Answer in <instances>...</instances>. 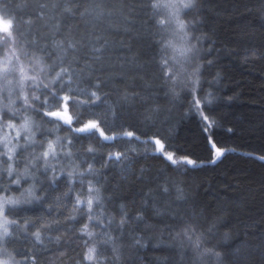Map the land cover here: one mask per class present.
<instances>
[{
  "label": "snow or ice",
  "instance_id": "6c2138e0",
  "mask_svg": "<svg viewBox=\"0 0 264 264\" xmlns=\"http://www.w3.org/2000/svg\"><path fill=\"white\" fill-rule=\"evenodd\" d=\"M214 2L0 0V264H66L69 251L75 264H264V214L234 217L168 175L205 161L175 147L161 100L199 117L207 164L237 151L215 139L219 98L200 94L221 79H206ZM149 158L163 166L134 169Z\"/></svg>",
  "mask_w": 264,
  "mask_h": 264
},
{
  "label": "trees",
  "instance_id": "16d2710c",
  "mask_svg": "<svg viewBox=\"0 0 264 264\" xmlns=\"http://www.w3.org/2000/svg\"><path fill=\"white\" fill-rule=\"evenodd\" d=\"M210 7L218 9V14L205 12L208 17L205 31L210 35L214 32L212 38L216 40L219 51L216 54L217 64L206 79L212 80L216 72L221 74V79L213 85L205 82L200 94L211 91L219 98L212 105L221 124L214 129L215 139L237 151L228 153L216 165L207 164L209 153L199 117L184 115L188 107L186 102L173 107L161 100L159 103L163 107L171 108L170 112L162 113L160 119L167 117L163 127L171 129L175 147L188 152L192 158L205 161L203 168L191 171L187 176H176L170 169L168 175L185 180L200 198L214 202V197L220 196L222 200H227L233 207L234 217L258 220L264 214V163L240 153L264 154V59H252L245 63L242 50L247 47L264 50V20L257 15V0H215ZM233 52L241 55L231 54ZM129 123L135 124L136 121L129 120ZM228 128L233 131L229 133ZM141 166H151L152 173H155L163 165L149 158L138 160L133 167L139 169ZM64 190L61 188V191ZM230 198L242 203L237 207ZM12 247L30 248L31 245L17 241ZM68 255L72 259L66 264H75L78 258L76 252L69 251ZM39 259L40 264H48L47 255H41Z\"/></svg>",
  "mask_w": 264,
  "mask_h": 264
},
{
  "label": "rangeland",
  "instance_id": "374dc122",
  "mask_svg": "<svg viewBox=\"0 0 264 264\" xmlns=\"http://www.w3.org/2000/svg\"><path fill=\"white\" fill-rule=\"evenodd\" d=\"M47 127H50V126L47 125Z\"/></svg>",
  "mask_w": 264,
  "mask_h": 264
}]
</instances>
